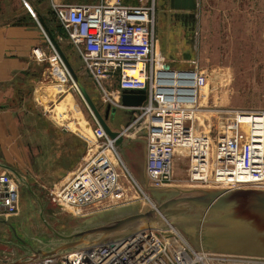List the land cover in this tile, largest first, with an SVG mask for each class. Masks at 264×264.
Returning a JSON list of instances; mask_svg holds the SVG:
<instances>
[{"label":"built area","instance_id":"1","mask_svg":"<svg viewBox=\"0 0 264 264\" xmlns=\"http://www.w3.org/2000/svg\"><path fill=\"white\" fill-rule=\"evenodd\" d=\"M50 7L103 102L109 108H129L136 115L128 127L134 126L131 135L144 138L145 173L152 186L170 185L177 157L183 155L191 186L264 189V110L236 109L217 134L196 133L199 93L207 79L197 68H174L166 62L155 32L153 0L138 5H125L121 0L51 2ZM31 54L38 63L51 56V64L64 72L50 40L49 46H36ZM124 90H144L145 99L139 106L125 107L121 103ZM127 128L117 132L127 138ZM91 132L93 139L83 164L52 196L60 207L79 210L99 203L117 205L126 189L122 176L140 189L114 140L98 122ZM17 203L15 179L0 172V212H15ZM204 258L208 263L264 264V258L194 250L173 225L139 230L23 264H203Z\"/></svg>","mask_w":264,"mask_h":264},{"label":"rangeland","instance_id":"2","mask_svg":"<svg viewBox=\"0 0 264 264\" xmlns=\"http://www.w3.org/2000/svg\"><path fill=\"white\" fill-rule=\"evenodd\" d=\"M142 1L146 0H121L125 5H138ZM153 2L155 32L159 50L166 62L174 68H197L207 79L205 87L199 93L195 119L196 133L217 134L230 112L236 109L264 110V0H197V6L193 11L170 8L168 0ZM22 5V9L28 12L32 22L39 29L42 46H49V39L38 21V16L31 11L33 5L31 6L29 1H24ZM46 9L49 12L48 5ZM49 15L42 19L94 104L100 113L105 115L108 104L103 102L101 94L87 77L65 31L50 12ZM50 57L38 64L34 60L36 64L32 68V74L40 82L35 88L32 87V90L24 89L23 95L12 101L22 142L28 150V158L22 171L23 175L20 179L16 177L18 203L15 212L9 214L0 212V264L24 260L31 255V250L43 247L39 241L49 242L54 239L56 235L49 227L59 232L68 228L70 221L80 216L143 200L149 207L155 204L122 154L125 166L140 189L128 177H120L126 189L124 197L117 205L99 203L74 210L60 207L52 201L53 194L69 178L57 179L53 176L59 173L63 163L68 162L70 155L67 153H77L80 163L76 170L83 164L84 157L88 154L87 145L82 154L80 140L61 136L56 125L67 127L68 123L73 122L69 128L81 134L88 143L93 139L91 130L97 122L66 67L61 63L60 69L64 72H60L57 65L51 64ZM58 73H61L60 78ZM109 109H113L114 112ZM109 109L106 120L114 130H125L136 117L129 108ZM126 135L131 140H144L142 135H131L128 132ZM53 137L58 149L65 150V154L54 158L51 150L50 169L46 170L43 162L47 159V154H41L40 168L38 151L42 152L47 147V139L52 141ZM145 145L144 141L146 164ZM186 169V157L178 156L174 166V181L166 186L203 187L189 185ZM145 177L146 185L152 186L146 173ZM173 226L177 229L175 225ZM207 261L209 262V259ZM205 264L244 263L226 260L210 261Z\"/></svg>","mask_w":264,"mask_h":264},{"label":"water","instance_id":"3","mask_svg":"<svg viewBox=\"0 0 264 264\" xmlns=\"http://www.w3.org/2000/svg\"><path fill=\"white\" fill-rule=\"evenodd\" d=\"M196 6L197 0H183L181 8L193 11ZM31 11L36 13L32 7ZM36 15L94 118L107 136L114 140L155 206L150 208L143 200L77 217L70 221L68 228L59 232L49 227L56 235L54 239L39 241L43 247L31 250L29 257L11 264H23L41 256L117 240L143 229L172 225L177 227L194 250L264 258V189L146 185L144 140L126 139L110 127L106 120L109 107L105 115L100 113L46 23ZM144 99V90H124L121 94V103L125 107L139 106ZM110 111L114 112L113 109ZM139 123L140 120L135 127ZM133 130L134 126L127 128L129 134Z\"/></svg>","mask_w":264,"mask_h":264},{"label":"crops","instance_id":"4","mask_svg":"<svg viewBox=\"0 0 264 264\" xmlns=\"http://www.w3.org/2000/svg\"><path fill=\"white\" fill-rule=\"evenodd\" d=\"M24 1L31 2V6L33 5L32 7L37 14L42 18H46L50 16L49 12L52 15L51 2L94 4L101 0H0V172L12 174L11 176L15 181L16 177L20 179V176L23 175L22 171L28 158V150L22 142V134L20 133L12 101L17 96L21 97L27 88L32 90V87L35 88L36 84L40 82L32 74V68L36 63L31 55V50L36 46H42L37 25L32 22L33 20L28 15V12L22 9ZM168 1L170 8L189 11L181 8L183 0ZM46 4L49 12L46 9ZM60 74L58 73L59 76L57 75L59 78ZM68 125L67 127L56 125L59 134L65 137L78 138L81 142L83 154L86 145L88 149L87 140L81 134L69 128L73 125V122L68 123ZM46 146L42 152L41 150L38 151V161H40L38 167H42L41 154H47V159L43 164L44 168L49 170L51 150L54 158H57V155L62 157L65 154V150L58 149L55 137H53L52 141L47 139ZM67 154L70 155L68 162L63 163L62 159L63 165L60 166L59 173L53 175L57 179L70 177L76 170L78 163H80L76 152ZM53 161H56V159H53Z\"/></svg>","mask_w":264,"mask_h":264},{"label":"bare ground","instance_id":"5","mask_svg":"<svg viewBox=\"0 0 264 264\" xmlns=\"http://www.w3.org/2000/svg\"><path fill=\"white\" fill-rule=\"evenodd\" d=\"M189 186V185H188ZM155 206V204H153L150 208H153ZM207 259L208 258H204L203 260H204V262H203V260H202V262L205 264V263H208V261H207ZM252 264H257V263H252Z\"/></svg>","mask_w":264,"mask_h":264},{"label":"trees","instance_id":"6","mask_svg":"<svg viewBox=\"0 0 264 264\" xmlns=\"http://www.w3.org/2000/svg\"><path fill=\"white\" fill-rule=\"evenodd\" d=\"M36 11V10H35ZM37 13V12H36Z\"/></svg>","mask_w":264,"mask_h":264}]
</instances>
